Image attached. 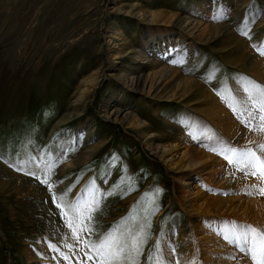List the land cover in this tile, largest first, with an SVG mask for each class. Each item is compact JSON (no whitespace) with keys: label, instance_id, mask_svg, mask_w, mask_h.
<instances>
[{"label":"rangeland","instance_id":"rangeland-1","mask_svg":"<svg viewBox=\"0 0 264 264\" xmlns=\"http://www.w3.org/2000/svg\"><path fill=\"white\" fill-rule=\"evenodd\" d=\"M201 8L210 12L201 18L204 23L226 25L243 41L245 53L250 51L264 60L260 54L264 51V0H0V264H27L25 250L41 258L36 248L41 242L53 264H92L84 254L88 249L73 239L61 218L53 193L58 197L66 193L68 202L87 199L93 193L97 199L103 195L92 213L91 239H98L116 225L123 228L143 224L147 217L150 228L140 264H151L157 257L163 264H169L170 258L173 264L186 261L185 249L191 247L188 240L195 243L194 224L198 219L183 204L178 182L181 173L170 171L160 160V153L153 154L138 131L108 120L105 114L121 109L122 115L136 116L147 137L154 136L155 146L174 143L182 131L193 146L209 145L207 150L218 156L210 149L222 138L221 132L195 112L196 106L170 97L178 90L177 81L150 80L144 94L128 87L131 77L144 78L151 71L147 65H140L145 56L155 57L149 52L154 48L144 46L149 31L167 30L175 36L171 42L173 53L158 62L175 69L182 78L198 82L241 129L253 133L226 102L230 103L232 96L244 98L242 86H248L247 79L261 86L264 80L230 66L229 59L239 54L236 50L220 53V40L198 42L182 29L185 17L196 20ZM157 11L176 17L171 20L163 14L151 15ZM116 29L117 35H112ZM121 40L133 54L113 60L117 51L113 45ZM148 41L154 46L159 43ZM134 64L140 66V73H132ZM155 94L162 96V102ZM108 99L111 102L105 105ZM228 142L238 150L264 144L246 147ZM97 147L83 163L82 156ZM179 153H172L174 161ZM71 162H76L73 168ZM20 165H24L23 170H18ZM49 165L51 192L40 179L26 174L31 171L43 178ZM245 171L237 169L235 174L264 188V181ZM19 177L27 182L18 189ZM34 187L41 191L42 198L30 194ZM201 187L203 192H215L210 185ZM221 192L217 190L216 195L234 194ZM256 194L264 202V195ZM230 220L214 219L210 224H225L227 243L239 253L236 259L253 264L248 254L251 238L245 242L232 237L239 235L241 226L248 225L264 233V225ZM81 237L88 238L89 233L85 231ZM66 243L73 245L72 251ZM50 244L57 250H51ZM197 252L194 249L192 256L196 261Z\"/></svg>","mask_w":264,"mask_h":264},{"label":"bare ground","instance_id":"bare-ground-1","mask_svg":"<svg viewBox=\"0 0 264 264\" xmlns=\"http://www.w3.org/2000/svg\"><path fill=\"white\" fill-rule=\"evenodd\" d=\"M156 14H158L157 16H160V14L166 15L171 20H174L176 17V14H167L163 11L151 13V15ZM209 14L210 12H208L207 9L201 8L198 11L196 20L185 17L184 26L182 29L188 33L189 36L191 35L192 38L194 37V39H196L198 42L210 44L220 40L219 52L222 54H228L233 50H236V52L239 54V57L230 58L228 62L230 63V66L250 72L252 75L258 77V79L261 78L263 81L264 60L258 59L250 51L245 53L246 46H244L243 41L231 34L226 25L209 24L206 22L204 23L201 18L209 16ZM151 21L153 22L155 20ZM196 32H199V34L195 35ZM117 33L118 30L116 29L112 35L116 36ZM148 36V40L155 39V41H159L157 46H154L148 40L144 41V46L150 45V47L154 48V50L149 52L155 53V57L152 59L149 56H145L144 62L140 65L142 68L147 65L149 68L148 70L151 69V71L148 72L144 78H142L141 75L131 77V79L128 80L129 82H127L129 83L128 87L137 92L141 91V93L144 94L145 84L150 82V80L163 81L168 79L169 81H177L178 90L177 92L172 93L170 97H176L178 102L183 101L185 103H190L192 106H196L194 108L195 112L201 114V116H204L208 124L214 125L215 128L221 132L222 138L215 142V144H212L214 147H211L217 148L218 151L220 150V144L231 147L233 144L230 145L231 142H228L231 140L233 143H239L240 146L246 147L254 146L255 144L257 145V143L264 142V135H255L253 134L255 132L251 134L246 130L241 129L238 124L234 122L233 116L230 115L225 108H222V106L219 105V101L217 102L216 99L210 96L209 92L202 85L192 79L182 78L178 71L166 66L164 63L158 62L160 58L166 56L170 58L172 56L173 52L171 50V42L175 37L172 32L167 30H159L158 33L149 31ZM178 40L181 41L182 37L179 36ZM127 46L128 45L124 40L115 43L113 47L117 51H115L113 54V60L125 58V56L129 57L132 55V51L126 50ZM241 50L244 51L239 53ZM173 51H175V49H173ZM137 52L139 51L135 50L134 53ZM136 56L141 57L140 54H137ZM136 62H138V60ZM134 66L136 68H134L135 70L132 73H140V66L137 67L138 65L135 64ZM119 76L122 77L123 75ZM152 86L153 85L151 83L149 90L152 88ZM148 91L147 95L150 94ZM154 96L156 99H158V101L162 102L160 100L162 96L157 94ZM108 100L109 101L106 102L105 105L111 102L110 99ZM179 105L184 108L187 107L184 103H180ZM103 111L107 113L105 110ZM105 118L114 122L127 124L129 127L135 129L133 131H138L140 135L148 142L146 144L148 149H150V151L155 155L160 153V160L164 161L169 170L171 169L170 171L174 172V174L181 173L178 182L182 189L183 204L187 211L198 219V222L194 224L195 233L198 238H194L195 243H192V241L188 240L191 247H186L184 256L186 261H184L182 264H249L246 262V260L238 261V259H236L239 258V253L237 250L233 249L234 247L230 248L231 244L227 243V241H229V237L225 235L226 233H224L226 225L222 224L221 222H217L216 226H214V224L212 226L210 223H212V221L214 222V219L215 222L217 219L219 221L222 219H228V222L230 219H243L248 222L255 221L261 225H264V202L257 198V192L252 189L253 187H249L253 185L254 181L252 179L249 180L247 178H243L244 176L242 177L240 175H236L235 171L237 169L235 170V167L229 166L228 162L223 158V156H214L213 152L207 150L209 145H205L206 147H202L201 145L193 146L191 141H189L188 137L185 136L182 131L179 135L180 139L174 141V143L163 146H155L152 143L154 136H151L152 138L147 137V134L144 132V125L139 122L136 116L127 113L122 115L121 109H115L111 112V115L105 114ZM224 138H227L228 141L224 140ZM249 143L252 145H247ZM152 146L154 148H152ZM98 149L99 147L93 148L89 150V154L82 156V159L84 160L83 163H86L90 158L89 155ZM178 151H181V153H179V156L176 158L177 161H174L171 155L172 153L177 155ZM167 156H170V158H167ZM75 165L76 162L69 163L71 168H73ZM17 182L20 183L16 185L19 189V185H21L22 182L27 181L19 177ZM207 185H210L212 190L215 192H203L201 186L206 187ZM36 187L32 188L31 191L28 190L30 194H33L34 197L36 194L38 196L42 195L41 191ZM217 190H221L223 192H234V194L232 197H222L220 195H216ZM46 207L48 210H50L48 206ZM181 235L185 236L182 231ZM226 236L228 238H226ZM236 236L238 235H234L232 239L236 240ZM168 238L169 235L167 240H169ZM41 243L42 244L40 246H36L39 253L42 254L41 258L38 257V259L41 261L38 260L37 257L32 256V253H29L30 250H25L24 254L27 264L52 263L50 256H48L49 254H47L48 250L45 248V243ZM196 244L197 246H195ZM167 248L168 253H170V247L166 246V249ZM194 249H198V252L196 253L198 255L197 261L192 259ZM170 261L171 262H169V264H173V260L171 258Z\"/></svg>","mask_w":264,"mask_h":264},{"label":"snow or ice","instance_id":"snow-or-ice-1","mask_svg":"<svg viewBox=\"0 0 264 264\" xmlns=\"http://www.w3.org/2000/svg\"><path fill=\"white\" fill-rule=\"evenodd\" d=\"M264 55V51H261ZM248 86H242L244 98L237 99L231 97V102L227 103L234 115L240 119L241 123L249 129V131L264 133V86L247 79ZM255 122V123H254ZM212 139V137H208ZM220 150L216 148L210 150L222 155L230 166L238 170L245 171L246 175H251L258 180L264 181V144L257 145L256 149L246 148L238 150L220 144ZM260 153V154H258ZM24 165H20L18 170H23ZM51 165L48 166V172L41 178L35 172H27L26 174L40 179V182L48 185L49 191H52L50 180ZM253 189L259 194L264 195V188H258L253 185ZM103 195L99 199L93 193L87 199L68 202L66 193L57 196L53 193V203L60 210L61 218L65 219L66 226L71 230L73 239L78 243H82L85 249L87 259L92 261V264H140L139 257L143 252V245L147 240V230L150 228V221L145 217L143 224L127 226L121 228L120 225L114 226L111 230L103 233L98 239H91L94 229L91 227L93 219L92 213L97 210L103 200ZM88 232V238H82L81 233ZM251 238V247L248 249V254L253 261V264H264V233L258 231L255 227L241 226V232L237 239H243L248 242ZM72 251L73 245L65 244ZM50 249L56 251L54 245H49ZM159 247V245H157ZM68 260V256H64ZM151 264H163V260L157 257Z\"/></svg>","mask_w":264,"mask_h":264}]
</instances>
